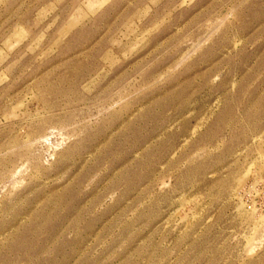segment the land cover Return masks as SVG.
I'll return each instance as SVG.
<instances>
[{
	"label": "rangeland",
	"instance_id": "374dc122",
	"mask_svg": "<svg viewBox=\"0 0 264 264\" xmlns=\"http://www.w3.org/2000/svg\"><path fill=\"white\" fill-rule=\"evenodd\" d=\"M0 264H264V0H0Z\"/></svg>",
	"mask_w": 264,
	"mask_h": 264
}]
</instances>
